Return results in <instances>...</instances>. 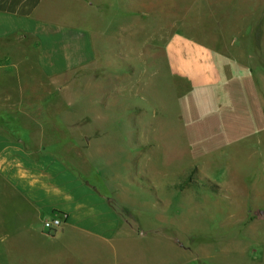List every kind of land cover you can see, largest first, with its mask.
Here are the masks:
<instances>
[{
    "label": "rangeland",
    "instance_id": "obj_1",
    "mask_svg": "<svg viewBox=\"0 0 264 264\" xmlns=\"http://www.w3.org/2000/svg\"><path fill=\"white\" fill-rule=\"evenodd\" d=\"M83 1L92 9L70 3L87 12L95 61L55 81L20 66L0 96V132L20 137L2 112L36 106L20 119L69 142L49 138L120 228L110 243L83 237L86 248L21 238L16 254L27 248V264H264V0ZM176 31L211 49L221 87L190 91L170 74L164 46ZM59 119L75 127L48 123Z\"/></svg>",
    "mask_w": 264,
    "mask_h": 264
},
{
    "label": "crops",
    "instance_id": "obj_2",
    "mask_svg": "<svg viewBox=\"0 0 264 264\" xmlns=\"http://www.w3.org/2000/svg\"><path fill=\"white\" fill-rule=\"evenodd\" d=\"M77 1L84 7L82 10L92 9L91 3L83 0H66L68 8L64 11L57 8L60 0H0V50L21 52L19 57L0 56V96L8 94V78L11 82L12 76H19L22 65L30 66L42 80L55 81L66 72L93 64L92 28L84 23L87 12L82 14L72 4ZM164 49L170 74L184 82L190 91L209 92L221 87L222 76L208 46L176 31L167 39ZM60 91L56 89V93ZM11 92L20 97L36 93L20 88ZM30 109L33 112L36 106L20 105L13 112H2L7 118L4 124L20 130L21 136L15 138L0 132V264H27L23 258L27 248L22 246L23 253L16 254V242L21 238L53 247L66 241L76 248L81 240L86 248L83 237L110 243L120 228V219L98 190L99 186L76 172L73 164L65 162L70 157L52 143L49 138L55 136L53 133L47 136L44 123L20 119ZM92 110L95 116H103L102 109L90 107ZM48 123L58 129L75 127L73 121L60 119ZM55 139L58 144L69 143L59 137ZM134 144L141 145L140 141ZM54 216L61 218V226L55 234L47 235L43 222ZM38 253L31 254L35 257ZM76 255L75 251L66 254L72 258Z\"/></svg>",
    "mask_w": 264,
    "mask_h": 264
},
{
    "label": "built area",
    "instance_id": "obj_3",
    "mask_svg": "<svg viewBox=\"0 0 264 264\" xmlns=\"http://www.w3.org/2000/svg\"><path fill=\"white\" fill-rule=\"evenodd\" d=\"M61 226V218L54 216L52 219L44 220L43 228L47 235L55 234Z\"/></svg>",
    "mask_w": 264,
    "mask_h": 264
}]
</instances>
